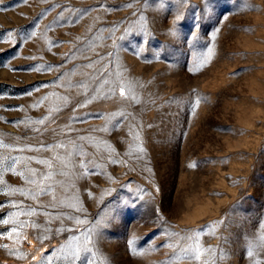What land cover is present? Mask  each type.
<instances>
[{
	"label": "rangeland",
	"instance_id": "1",
	"mask_svg": "<svg viewBox=\"0 0 264 264\" xmlns=\"http://www.w3.org/2000/svg\"><path fill=\"white\" fill-rule=\"evenodd\" d=\"M0 264H264V0H0Z\"/></svg>",
	"mask_w": 264,
	"mask_h": 264
}]
</instances>
